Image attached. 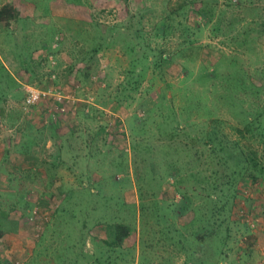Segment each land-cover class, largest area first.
<instances>
[{
	"label": "rangeland",
	"instance_id": "rangeland-1",
	"mask_svg": "<svg viewBox=\"0 0 264 264\" xmlns=\"http://www.w3.org/2000/svg\"><path fill=\"white\" fill-rule=\"evenodd\" d=\"M3 6L0 264H264V178L234 167L262 154L238 131L264 112V0ZM27 88L46 96L25 107Z\"/></svg>",
	"mask_w": 264,
	"mask_h": 264
},
{
	"label": "trees",
	"instance_id": "trees-1",
	"mask_svg": "<svg viewBox=\"0 0 264 264\" xmlns=\"http://www.w3.org/2000/svg\"><path fill=\"white\" fill-rule=\"evenodd\" d=\"M175 1H176V3H178V6H177V8L170 10L169 14H171V15L182 10L185 7L187 0H175ZM14 17H15L14 10L10 6H3L2 8H0V23L6 22L10 19H13ZM252 88H255V86L253 85ZM238 134L243 139L246 138V135H249L250 137H254V134H257L259 136V140H260L261 145H262V151H261L262 154H261L260 158H257V153H255V152H250L248 154L239 153V156L236 157V162H235L234 167L236 169H240L238 175L239 176L245 175V179L247 178V180H246L247 184L249 186H251V185H254L256 182H258V180H260L259 178H264V112L260 113L258 111V113L251 115L246 120L245 125L243 127V130H239ZM208 144L211 145L210 143H208ZM212 145H213V147L211 148L212 152L216 153L218 146L216 144H212ZM136 149H138L137 145H136ZM233 152L237 153L236 151H233ZM249 180H251V182H249ZM226 184H228L230 187L234 188V186H231L230 182L226 183ZM248 185H245V187H248ZM230 190L233 191V189H231V188H230ZM177 192H179V189L177 190ZM184 203L185 202H183L182 204L184 205ZM180 207L181 206H179L177 208L180 209ZM160 210H161V208H159V207L155 209L154 213H155V215L157 214L156 217L160 216V215H158L160 213ZM166 210H168V208ZM167 214H170L171 217L176 216L174 209L169 210L167 212ZM163 217H164V215H163ZM207 223L209 225L210 232L207 235L204 233V236H202V235H199V234H201V232L199 230H197V231L193 230V232H195V233L192 232L190 239H189V242H191L193 244L197 243V244L201 245L205 242V239L207 240L209 238H212L215 235V231H217L216 229H214V227L216 226V224H215L216 222L212 218V221L208 220ZM216 228H219V225H217ZM166 230L168 231V229H166ZM178 230L180 231V228L176 229V231H169L168 234L171 233L176 237L178 236L179 240L183 241L185 238H183V236L179 233ZM129 233H130L129 227H127L124 224L115 223L113 225H109V227L107 229L106 239L102 243L104 244V246L109 247V250H112L113 248L122 249V244L125 241V239L129 237ZM1 236H2V232L0 231V237ZM178 243H180V242L178 241ZM194 252L188 253L190 259L196 257V255H198V254L204 255V256H206L208 254V252H206L205 250H199L198 252L196 250V252L195 253ZM111 253L112 252H110V251H104V254L106 255L105 258L110 259L109 257H110ZM215 255H220V254L217 253ZM189 258L187 259V261L190 260ZM198 259H200V258H198ZM200 263H201V261H200ZM185 264H191V263L187 262ZM201 264H203V263H201ZM213 264H218V263L216 261Z\"/></svg>",
	"mask_w": 264,
	"mask_h": 264
},
{
	"label": "built area",
	"instance_id": "built-area-1",
	"mask_svg": "<svg viewBox=\"0 0 264 264\" xmlns=\"http://www.w3.org/2000/svg\"><path fill=\"white\" fill-rule=\"evenodd\" d=\"M44 96H46L45 93H42V92L35 90L33 88H27L26 89V96H25V100H24L25 107H30V106L35 105Z\"/></svg>",
	"mask_w": 264,
	"mask_h": 264
}]
</instances>
